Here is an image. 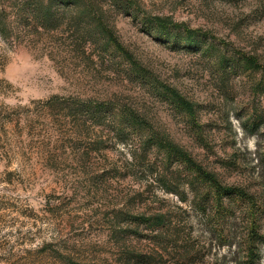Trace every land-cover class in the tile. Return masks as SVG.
Wrapping results in <instances>:
<instances>
[{"label": "rangeland", "instance_id": "rangeland-1", "mask_svg": "<svg viewBox=\"0 0 264 264\" xmlns=\"http://www.w3.org/2000/svg\"><path fill=\"white\" fill-rule=\"evenodd\" d=\"M34 1L0 0V264H244V206L215 211L189 169L146 140L168 137L264 214V73L237 55L264 67V0H90L122 52L87 14L22 18ZM145 16L208 34L213 54L166 43ZM87 103L133 110L153 132L97 120Z\"/></svg>", "mask_w": 264, "mask_h": 264}, {"label": "trees", "instance_id": "trees-1", "mask_svg": "<svg viewBox=\"0 0 264 264\" xmlns=\"http://www.w3.org/2000/svg\"><path fill=\"white\" fill-rule=\"evenodd\" d=\"M35 9H30L28 11V16H22V18H29L32 21L41 23H52L56 16V13L60 11L62 15H70L71 18L81 19L83 15L90 16V19L95 23V30H100L101 36L106 39L107 45L113 44L115 48L122 52V48L116 42L111 31L105 27L103 19L95 16V10L90 13L88 7L90 0H35ZM53 7L56 8L53 10ZM144 22L149 27V33L157 35L161 38L162 35H167L166 43L171 45L179 44L183 48L195 51H201L204 55H212L214 50L213 46H201L200 40L208 36L202 32L192 30L187 26L179 23H175L168 18L157 17V16H145ZM8 23L6 16L0 15V34L1 36L7 35ZM180 31L182 35H180ZM201 38V39H200ZM211 38V37H210ZM181 39V40H180ZM200 39V40H199ZM203 47V48H202ZM237 54V53H236ZM239 55V61H242L246 69L254 72L261 71L264 73V67L260 64L256 56L237 54ZM218 66L225 70L226 68L232 67L230 60L226 59L225 55H219L216 58ZM135 66V64H134ZM163 93L168 99H171L181 110L187 112L191 116H195V108L193 104L183 98L176 90L169 87H161ZM56 99L50 100V102ZM92 111L94 110V117L97 120L100 119L101 114L105 117L111 116L110 120L118 123L120 127L125 125L135 126L141 128L144 132L150 130L151 123L147 118L139 115L137 112L128 109H119L117 112L113 111L108 115L107 104L97 103V104H84ZM105 113V114H104ZM154 144L158 150L164 152V162H170L173 159L178 160L184 164L191 172V180L188 182L191 188L205 187L207 190L213 194V209L219 212L223 209L224 201L227 199L237 201L244 206V211L247 215V234H246V260L244 264H259L261 260V252L259 250L260 246L264 245V214L262 207L257 198L237 186L223 185L217 177L207 171L201 164H199L190 153L184 150L181 146L174 143L168 137L156 134L153 132L149 138H147L146 143ZM199 187V188H200ZM153 222L161 225L163 219L161 216L153 218Z\"/></svg>", "mask_w": 264, "mask_h": 264}]
</instances>
